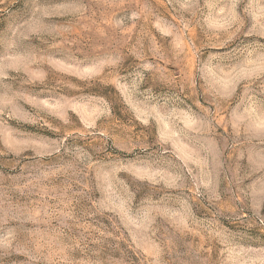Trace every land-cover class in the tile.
I'll use <instances>...</instances> for the list:
<instances>
[{
    "label": "rangeland",
    "instance_id": "rangeland-1",
    "mask_svg": "<svg viewBox=\"0 0 264 264\" xmlns=\"http://www.w3.org/2000/svg\"><path fill=\"white\" fill-rule=\"evenodd\" d=\"M0 264H264V0H0Z\"/></svg>",
    "mask_w": 264,
    "mask_h": 264
}]
</instances>
